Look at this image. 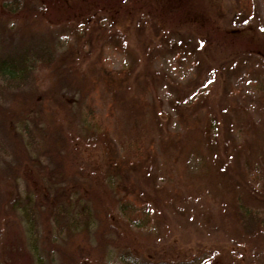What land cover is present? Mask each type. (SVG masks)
<instances>
[{
  "label": "rangeland",
  "instance_id": "374dc122",
  "mask_svg": "<svg viewBox=\"0 0 264 264\" xmlns=\"http://www.w3.org/2000/svg\"><path fill=\"white\" fill-rule=\"evenodd\" d=\"M6 1L0 55L42 47L50 58L0 94V264H68L85 244L101 264H126V252L264 264V0H19L15 16ZM7 109L54 160L67 156L63 129L79 145L78 178L96 173L108 236L98 200L86 213L97 223L78 213L71 232L34 233L24 209L28 197L42 208L48 182L26 132L31 156L12 152ZM147 213L146 227L132 223ZM128 229L145 250L114 244Z\"/></svg>",
  "mask_w": 264,
  "mask_h": 264
},
{
  "label": "trees",
  "instance_id": "16d2710c",
  "mask_svg": "<svg viewBox=\"0 0 264 264\" xmlns=\"http://www.w3.org/2000/svg\"><path fill=\"white\" fill-rule=\"evenodd\" d=\"M4 8L7 9L11 16H15L18 13V8H20L19 0L6 1ZM3 46V43H0V47ZM37 57L47 61L45 58L49 59L50 53H47L44 48L38 47L37 49L30 48L17 54L13 53L11 49L5 56L0 55V94L8 92L12 88L18 89L21 87L24 82L29 79V74L31 76L34 64L38 61ZM33 96H35V93L31 92V97ZM6 111L5 113L7 114L10 124L12 123L14 126L13 130L15 131L16 128L18 130V133L14 131L10 132L14 134V136L11 137L13 142V144H11L12 152L17 158L26 162L27 158L31 156V149L27 146L30 145L29 147H34L32 150L39 155L34 163L40 167L41 172L44 173L45 176L44 180L48 182V184H46V197H39L43 199L42 208L38 207L39 203L34 204L32 198L28 197V202H26V207L24 209L25 218L34 230V233L38 232L39 225H44L45 228H50V230L54 227L57 233L65 231L71 232L74 227L78 228L80 225L78 213L82 214L83 220H88V225L97 223L96 218L92 221L91 217H86V213L88 212L90 214V210L97 205L96 200H98L99 204L97 205V210L100 209L101 211L98 212L102 214V217L98 221V233L102 237L105 235L108 236L109 234L107 232L112 226V218L109 211L105 208L103 194L98 187H94V185L91 184L88 185L90 181L96 180V173L88 172V182L87 180L82 181L78 178L80 176L82 178L87 177V174H85L87 169L80 163L81 152L79 145L73 141V139L67 135L68 132L63 129L60 142L64 144L67 156L61 159L58 157L54 160V147L46 149L47 152H45V149L43 150L38 146L35 140V132L31 130L28 123H26L27 121L23 119V111L18 109L13 111L7 109ZM23 131L28 134V140L31 141L30 143H26L25 141L27 146L23 143L24 140H26ZM20 132H22L23 135L20 134ZM46 158H48L49 162L52 161L54 164L53 167L48 161L44 160ZM74 209L75 212L73 213ZM0 211L5 217L10 216L5 210V207L2 206ZM148 220L149 215L147 213L143 218L132 221V223L141 228L146 227ZM113 234L116 236L114 244L118 248L143 251L147 243H150L137 236L136 233H132L129 229L125 230V232L117 230L114 231ZM125 255L128 258L127 262H125L126 264H208L212 261L208 254L197 255L196 253L179 259L162 257L150 258L147 261H139L132 258L130 252H126ZM100 256L97 255V252L94 251L89 244H85L83 248L81 247L70 253H65L64 255V257L67 258L68 264H101L103 258Z\"/></svg>",
  "mask_w": 264,
  "mask_h": 264
}]
</instances>
